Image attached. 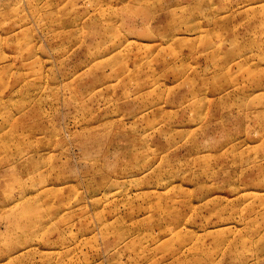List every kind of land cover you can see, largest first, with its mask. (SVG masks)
Listing matches in <instances>:
<instances>
[{"label": "rangeland", "instance_id": "rangeland-1", "mask_svg": "<svg viewBox=\"0 0 264 264\" xmlns=\"http://www.w3.org/2000/svg\"><path fill=\"white\" fill-rule=\"evenodd\" d=\"M0 264H264V0H0Z\"/></svg>", "mask_w": 264, "mask_h": 264}]
</instances>
